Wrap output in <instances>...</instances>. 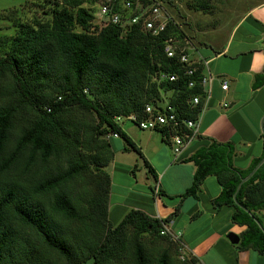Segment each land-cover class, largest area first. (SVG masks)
I'll list each match as a JSON object with an SVG mask.
<instances>
[{
	"label": "trees",
	"instance_id": "trees-1",
	"mask_svg": "<svg viewBox=\"0 0 264 264\" xmlns=\"http://www.w3.org/2000/svg\"><path fill=\"white\" fill-rule=\"evenodd\" d=\"M43 1L52 7L50 20L19 24L0 55V264H197L190 254L180 260L177 245L159 231L183 199L198 198L209 176L220 187L214 210L231 207L230 223L245 227L234 249L264 255V234L253 220L262 225L264 164L236 194L251 215L233 201L240 179L264 157L263 136L261 156L246 169L233 166L231 143L210 140L186 160L195 171L182 195L169 197L159 186L151 187L161 199L178 200L167 219L132 209L112 224L106 168L114 154L107 136L115 134L125 150L136 153L157 183L114 118L143 119L145 106L156 113L167 102L179 118L195 120L204 99L198 83L203 67L192 63L196 72L186 78V66L163 53L169 37L180 44L189 41L174 18L151 37L141 24H95L89 7L99 0ZM162 73L176 74L177 82L158 80ZM190 80L196 82L193 88L187 86ZM263 84L264 74L255 76L253 88ZM194 97L199 104L191 107ZM156 132L168 144L167 132Z\"/></svg>",
	"mask_w": 264,
	"mask_h": 264
},
{
	"label": "crops",
	"instance_id": "crops-1",
	"mask_svg": "<svg viewBox=\"0 0 264 264\" xmlns=\"http://www.w3.org/2000/svg\"><path fill=\"white\" fill-rule=\"evenodd\" d=\"M201 35L197 39L186 34L190 61L201 62L203 75L212 78L198 136L174 159L169 143L162 141L159 133L121 127L153 169L155 185L169 197L180 196L191 186L195 166L186 160L210 140L231 143L235 148L233 166L239 169H246L262 152L264 84L254 89L253 82L255 76L264 74V2L252 3L237 21ZM191 51L194 58L190 57ZM222 81L227 83L225 91L220 87ZM108 138L114 154L106 168L111 178L108 218L112 224L119 223L132 209L159 220L171 216L178 200L161 199L152 193L149 181L153 179L142 160L133 151L125 150L120 138ZM115 183L118 196L112 203ZM219 193L215 177L205 178L198 198L183 199L171 218L170 227L181 232L186 254L197 258V264H264V255L253 250L236 251L226 239L228 233L239 235L245 227L230 223L231 207L214 210L212 201ZM215 248L220 251L217 257L207 259Z\"/></svg>",
	"mask_w": 264,
	"mask_h": 264
},
{
	"label": "built area",
	"instance_id": "built-area-1",
	"mask_svg": "<svg viewBox=\"0 0 264 264\" xmlns=\"http://www.w3.org/2000/svg\"><path fill=\"white\" fill-rule=\"evenodd\" d=\"M148 2V4H144ZM89 9L95 10L94 23L98 25H106L108 23L113 25H136L141 24L143 32L151 37L159 36L166 29L172 17L166 15L160 2L155 0H99ZM189 41L184 44L169 37L163 46V53L167 58H176L181 64L186 67L183 71V76L186 78H193L196 68L191 67L194 63L189 58ZM202 65L201 62H195ZM160 81L167 80L168 82H177L178 76L176 74L162 73L159 76ZM210 75H203L199 80V85L203 89L204 99L202 106L197 114L195 120L179 118L175 113V109L170 107L167 102L159 104L162 111L153 112L151 106H145V116L143 119H138L135 115L115 117L114 121L119 123L121 121H128L132 123L137 129L141 131L156 132L165 130L168 134V143L174 159L179 157L184 149L196 138L199 134V119L204 110V104L209 100V93L207 86L211 83ZM196 82L190 80L188 88H193ZM221 90L227 89V83L221 82ZM199 104V98L194 97L190 101V106L195 107ZM226 107V104H222ZM117 137L115 134H110L107 137ZM159 235L166 237L168 241L174 243L178 247L179 259L183 260L186 257L185 246L181 240V232L173 231L170 223H162Z\"/></svg>",
	"mask_w": 264,
	"mask_h": 264
},
{
	"label": "rangeland",
	"instance_id": "rangeland-1",
	"mask_svg": "<svg viewBox=\"0 0 264 264\" xmlns=\"http://www.w3.org/2000/svg\"><path fill=\"white\" fill-rule=\"evenodd\" d=\"M159 2L167 16L182 24L183 31L188 36L193 38L195 35L198 39L202 38L201 33L204 34L220 26H228L232 21H237L252 3H260L264 0H159ZM51 10L52 7L46 5L43 0H0V55L7 50L19 24H31L33 20L47 22L51 18ZM43 11L47 12L46 15L41 14ZM93 29H90L91 33L95 32ZM192 53L194 52H190V57L194 58ZM2 100L3 98H0V104ZM22 116L27 117L26 114ZM120 126L125 129L136 128L128 121H121ZM155 184L153 180L149 181L152 188L156 186ZM117 189H119L118 184L115 183L112 203L118 196ZM258 216L264 227V217L262 214ZM146 249H153V245L146 244ZM218 249L212 250L207 259L214 260L220 252Z\"/></svg>",
	"mask_w": 264,
	"mask_h": 264
},
{
	"label": "water",
	"instance_id": "water-1",
	"mask_svg": "<svg viewBox=\"0 0 264 264\" xmlns=\"http://www.w3.org/2000/svg\"><path fill=\"white\" fill-rule=\"evenodd\" d=\"M260 132L262 134V136L264 137V115L260 121ZM264 164V157L261 158L258 163L253 167V169L249 172V174L243 178L240 179L235 193L233 194V201L235 203L236 206H238L240 209H242L244 212H246L247 214L251 215L250 212L243 208L242 206L239 205V203L236 200V194L238 193L240 187L242 184L246 183L247 181H249L250 178H252V176L255 174V172ZM254 222L257 224V226L259 227V229L262 231V233L264 234V228L263 226L258 222V220H256L255 218H253ZM226 239L228 240V242L232 245V246H236L239 244L240 242V238L239 235L234 234V233H228L226 235Z\"/></svg>",
	"mask_w": 264,
	"mask_h": 264
}]
</instances>
